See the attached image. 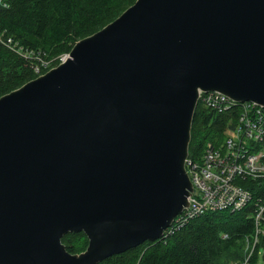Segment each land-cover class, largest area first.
<instances>
[{
	"label": "water",
	"instance_id": "1",
	"mask_svg": "<svg viewBox=\"0 0 264 264\" xmlns=\"http://www.w3.org/2000/svg\"><path fill=\"white\" fill-rule=\"evenodd\" d=\"M200 91L264 106V0H136L0 97V264H99L189 205ZM83 232L85 251L62 242Z\"/></svg>",
	"mask_w": 264,
	"mask_h": 264
},
{
	"label": "trees",
	"instance_id": "2",
	"mask_svg": "<svg viewBox=\"0 0 264 264\" xmlns=\"http://www.w3.org/2000/svg\"><path fill=\"white\" fill-rule=\"evenodd\" d=\"M0 9V31L11 37L26 58L0 44V97L36 79V67L47 62L45 74L60 64L74 45L118 18L136 0H7ZM230 115L198 105L191 131L189 155L200 159L206 143L225 131ZM241 185L264 200V180L247 179ZM255 230L252 208L237 212H208L166 238L147 241L99 264H232L246 259V238ZM67 250L81 253L88 246L83 232L69 233L62 239ZM263 252V255L261 253ZM264 260V235L250 264Z\"/></svg>",
	"mask_w": 264,
	"mask_h": 264
},
{
	"label": "built area",
	"instance_id": "3",
	"mask_svg": "<svg viewBox=\"0 0 264 264\" xmlns=\"http://www.w3.org/2000/svg\"><path fill=\"white\" fill-rule=\"evenodd\" d=\"M8 7L7 0H0V9ZM0 41L16 53L29 57L23 48H19L11 37L5 38V33L1 31ZM67 56H62L60 63ZM49 67L47 62H42V66H37L35 70L41 76L43 69ZM198 105L217 113L229 114L231 117L223 133L229 131L231 135L222 142L218 137L208 141L200 159L188 156L186 170L193 186L188 198L189 205L159 240L208 212L233 213L250 207L255 230L246 238L247 256L243 262L232 263L250 264L257 244L264 235V200L257 198L251 189L240 182L247 179L264 180V106L254 102L239 103L219 92L202 91Z\"/></svg>",
	"mask_w": 264,
	"mask_h": 264
},
{
	"label": "rangeland",
	"instance_id": "4",
	"mask_svg": "<svg viewBox=\"0 0 264 264\" xmlns=\"http://www.w3.org/2000/svg\"><path fill=\"white\" fill-rule=\"evenodd\" d=\"M0 44H3L4 45V43L3 42H1L0 41ZM5 46V45H4ZM229 135H231V132H225V133H223L220 137L219 136H217L218 138H220V141L222 142L226 137H228ZM217 137H214L213 138V141L217 138ZM252 244V243H251ZM261 255H263V252L261 253ZM257 264H264V260H263V257L262 256H260V258H259V260H258V263Z\"/></svg>",
	"mask_w": 264,
	"mask_h": 264
}]
</instances>
